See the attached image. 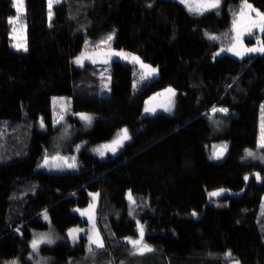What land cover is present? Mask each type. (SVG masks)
Instances as JSON below:
<instances>
[{"label":"trees","instance_id":"obj_1","mask_svg":"<svg viewBox=\"0 0 264 264\" xmlns=\"http://www.w3.org/2000/svg\"><path fill=\"white\" fill-rule=\"evenodd\" d=\"M244 3L193 15L172 0H62L50 15L49 0H24L25 51L13 44L14 0H0V264H31L44 212L60 234L86 225L76 210L93 195L104 247L58 243L43 249L52 264H264V164L243 161L262 137L264 54L217 56ZM247 3L264 15V0ZM109 36L156 75L119 60L74 66ZM158 92L176 95L175 109L143 117ZM65 124L88 146L123 129L132 138L105 158L82 149L54 172L45 161ZM219 141L229 153L216 163ZM141 226L152 251L134 255Z\"/></svg>","mask_w":264,"mask_h":264},{"label":"rangeland","instance_id":"obj_2","mask_svg":"<svg viewBox=\"0 0 264 264\" xmlns=\"http://www.w3.org/2000/svg\"><path fill=\"white\" fill-rule=\"evenodd\" d=\"M172 1L178 2L179 4L184 6L193 15H202L207 11L217 9V8H211V9H205V10H202L199 12L194 11V10H190V6H191V8L195 9L197 7V5L207 3L208 0H172ZM61 2H62V0H51L50 15H52V6H54L58 3H61ZM221 3H222V0H220L219 7L221 6ZM243 10L249 16H251L252 19H258L256 13H260L261 15H263L260 11L255 10L252 6H251V9L244 8ZM22 16H23V14H21V17ZM239 20H240V17L238 18L237 21H239ZM21 24L23 25L22 30H21ZM14 27L17 28V31L15 33L13 32V34H12L13 44L14 45H16V44L26 45V42H25V26H24V23L21 21V19L16 25H14ZM261 35H262V32L258 28H253V35H248L245 32V34L239 38V42H238L237 41V31L234 30L233 42L229 46L222 47L217 52V56L220 57L223 55H229V56H233L235 58H244L246 56H250V55H254V54H264V52L259 51V50L253 51V52H247L244 50V49H248V48L259 49L263 43ZM14 36L16 37L15 39H14ZM105 41H103V43L98 44L97 48L93 47V46H88L87 53L80 55L79 57H77L74 60V66L75 67H82L88 63H90V64H97V63L106 64V63L112 62L114 60H119V61L126 62L129 64L138 65L139 69L141 70V72H143V75L145 77H154L156 75V70L154 68H152V66L147 65L148 66L147 69L142 67V65H146V64H144L137 56L130 54V53L114 51L113 49H111L112 47H111L110 40H105ZM234 44L236 45V47L232 48V46ZM230 48H232L231 51H229ZM18 49H23V48H18ZM236 52H240V55H236L235 54ZM114 53H123V55L122 56L115 55ZM133 57L138 58L139 62L134 60ZM77 60H80V63H77ZM149 69H154L155 71L150 72ZM163 93L164 92H158L157 95H154L152 98H150L146 102L145 107H144L143 117L154 116L158 113L170 114L173 112V110L175 109L176 101H177L176 95H164ZM64 98L65 97L55 98V99H64ZM146 109H150V110L146 111ZM84 116H87V115H79L78 118L83 121V120H85V119H82V117H84ZM212 119L214 120V118H212ZM90 122H91V120H90ZM220 123H222V118H219V119L214 121V125H217L219 127L218 130L223 128V126H221ZM262 123H263V126L261 128V136L264 135V122L262 121ZM88 124H90V123H88ZM123 130H125V129H123ZM123 130H120L117 133V135L111 141H109L107 143L100 144V145H94V146H88V144L85 142H82L79 140L77 141L75 139L76 134L73 135L71 133V128L67 124H65L64 128L62 130V135L59 136L60 138L59 137L56 138V140L58 141V143L61 147V151H55L56 154L53 155V157H51L50 159L46 160L45 164H46V166H48L47 168L49 170L54 171V172H60L64 169H67L69 167V165L72 164L71 161L73 158H71V157H77L78 153L82 149H85V148H87L89 153L96 155L100 158H105L106 156H108L110 154L114 156L120 152V150L124 144L130 142L132 137H131L130 133L128 132V130H127L128 138L123 139L121 144L116 146L114 152L112 150L103 148V146L113 144V142L116 141L120 137V135L123 133ZM72 136H73V139H72ZM261 138L257 144V149L248 150L243 157V161L248 162V163L255 162V163L264 164V147L261 146ZM76 142H78V143H76ZM213 148H215V149L212 151V154L210 156L211 159L216 163L223 162L227 158L228 153H229V142H227V141L216 142V143H214ZM97 149L102 150L103 155H101L100 152L97 151ZM216 152L221 153L219 158H216V155H215ZM249 152H252L254 155L249 156L248 155ZM98 206H99L98 195H93L92 196V202L90 203V205L86 209L76 210L78 215L84 221H86L87 224L74 227V228L68 230L64 234H60L54 229V227L51 223V219H50L49 214L47 212H44L41 216V219L49 225V228L45 231H35L34 232L33 239H32L31 245H30V254L28 256L27 262H29L31 264H52L53 263L52 256L48 253H43V249L52 247L58 243H66V242H69L72 245H78L80 243L82 236H86V238H87V241H86L87 250L91 249V250L96 251V250L102 249L100 247H97L96 244H94L92 242V240L89 239V237H92L93 239H95L96 235L98 234L99 239L103 242V245H104V241H103V238L101 235V231H100L98 223H97V221H98ZM82 213H85V214H82ZM45 217H47V218H45ZM73 230H78V231L73 232ZM41 237L44 238L43 241L38 244V247L36 250H33V247H32L33 241L40 240ZM49 240H51V243L48 242ZM134 240H136V239H134ZM146 252L147 251H145L144 253H146ZM138 254L142 255L137 251V249H135L134 255H138ZM237 262H238V264H241L239 261H233L231 264H237ZM5 264H25V263L16 259V260L8 261Z\"/></svg>","mask_w":264,"mask_h":264},{"label":"snow or ice","instance_id":"obj_3","mask_svg":"<svg viewBox=\"0 0 264 264\" xmlns=\"http://www.w3.org/2000/svg\"><path fill=\"white\" fill-rule=\"evenodd\" d=\"M219 4H220V0H208L207 3H203V4H199L197 5V7L195 9L191 8L190 6V10H194V11H202V10H205V9H211V8H218L219 7ZM14 7L16 8V11H17V15L15 18L13 19H10L9 20V23L13 24V25H16L20 19H21V14L24 13L25 11V7H24V0H14ZM49 7H51V0H49ZM244 8H247V9H251V5L247 4V0H245V3L243 5V8L241 9V11L239 12V17H240V20L239 21H234V30L237 31V41L239 42V38L241 36H243L245 34V32L248 34V35H253V28H258L261 32H264V15H261L260 13H256L258 19H252L251 16H249L243 9ZM23 29V25L21 24V30ZM17 31V28L14 27L13 28V32L15 33ZM16 37L14 36V39ZM211 39H216V37H210ZM112 37L109 36L108 37V40H111ZM242 46V45H241ZM14 47H17V48H23L25 51L27 50L26 48V45L24 44H16L14 45ZM236 45L234 44L232 46V48H235ZM232 48L229 49V51L232 50ZM245 51L247 52H253V51H262L264 52V43H262V46L259 48V49H255V48H248V49H244ZM115 55H120L122 56L123 53H114ZM236 55H240V52H236L235 53ZM134 60H136L137 62L138 61V58L136 57H133ZM77 63H80V60H77ZM142 67L144 68H148L147 65H142ZM150 72H154L155 70L154 69H149ZM169 91H171V89H169ZM150 109H146V111H149ZM213 111H217L216 109H213ZM219 111H223V112H226L227 109H219ZM82 119H85L87 121H90L91 118L90 117H87V116H84L82 117ZM128 138V135H127V129L123 130V133L120 135V137L113 142V144L111 145H104L103 148L105 149H109V150H112L113 152L115 151V148L116 146L120 145L122 140L123 139H127ZM261 146L264 147V135H262V138H261ZM97 151L100 152L101 155H103V151L100 150V149H97ZM216 158H219L221 153H216ZM249 156H252L254 155L252 152H249L248 153ZM73 165H69V167H73ZM212 196H217L219 195V193H211ZM129 199H131V194H129ZM134 203V201H133ZM82 214H85V213H82ZM195 215V213H194ZM47 218V217H45ZM91 218V217H90ZM78 230H73V232H76ZM140 239L138 240H130L129 243H131L133 245V248L137 249V251L140 253V254H143L145 251H152L151 248H149L147 245L143 244V237H144V230H143V227L141 226L140 228ZM75 238V237H74ZM43 237L40 238V240H35L33 241L32 243V247H33V250H36L37 247H38V244L40 242L43 241ZM90 240H92V242L94 244H96L97 247H100V248H103L104 245H103V242L99 239V236L98 234L96 235V238L93 239L92 237H89ZM49 243H51V240L48 241ZM229 256H231V253L228 254ZM238 264V262H237Z\"/></svg>","mask_w":264,"mask_h":264}]
</instances>
